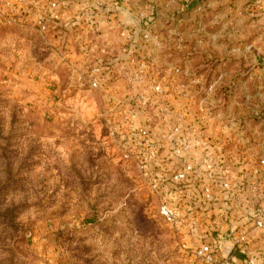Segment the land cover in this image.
I'll list each match as a JSON object with an SVG mask.
<instances>
[{
	"label": "rangeland",
	"instance_id": "obj_1",
	"mask_svg": "<svg viewBox=\"0 0 264 264\" xmlns=\"http://www.w3.org/2000/svg\"><path fill=\"white\" fill-rule=\"evenodd\" d=\"M47 1L0 0V264H202L193 252L197 240L165 224L158 213V191L133 157H122L121 144L103 123L107 96L123 94L130 84L110 75L108 94L79 89L87 75L100 78L116 64L144 84L140 77L145 69L127 57L112 60L127 50L119 30L107 29L116 11L111 22L90 24L87 31L82 21L91 7H82L75 18L79 24L52 32L60 19L40 32L30 21L43 15ZM59 1L67 2V8L74 4ZM101 3L96 18L106 11L107 3L104 9ZM186 8L185 15H178L180 33L190 34L191 44L162 54L170 52L167 60L177 51L191 55L190 73L163 83L188 81V75L203 69L211 61L212 38L214 50L237 55L240 71L246 61L256 71L264 69V0H208L205 10ZM169 17L181 22L175 14H163L162 24ZM150 21L143 25L153 39L160 30ZM103 29L112 31L110 43ZM154 62L153 74L160 78L162 61ZM114 104L115 111L130 107L117 100ZM155 106L135 109L143 116L136 120L152 123L153 142L165 151L171 149L170 121L153 124ZM258 230L251 237L258 249L245 256V264H264V228ZM227 264L244 263L230 259Z\"/></svg>",
	"mask_w": 264,
	"mask_h": 264
},
{
	"label": "built area",
	"instance_id": "obj_2",
	"mask_svg": "<svg viewBox=\"0 0 264 264\" xmlns=\"http://www.w3.org/2000/svg\"><path fill=\"white\" fill-rule=\"evenodd\" d=\"M117 3L118 0H109L105 5V21L113 20ZM66 9L67 2L48 0L43 15L33 18L30 25L45 32L52 22L63 19ZM96 11V7H91L87 12L88 25L98 23ZM120 34L127 39L129 49L136 48L131 40L135 34L132 29L123 27ZM152 37L148 30L140 33L142 44ZM128 48L124 50L129 54L127 61L145 69L139 70L144 85L127 98L130 107L120 112V118L114 119L106 106L101 116L108 135L116 136L122 157L127 161L133 157L143 176H147L158 191V213L165 224L197 240L193 252L198 260L202 264H227L230 258L217 242V233L223 225L228 226L231 251H246L251 229L264 228V141L256 137L250 125L264 120V95L260 93L259 101L250 107L249 94L244 88L220 84L223 75L207 79L193 72L188 75V81L197 88L194 96L189 97L184 90L187 83L177 79L163 83L165 77H150L147 75L151 66L148 58L145 55L133 57ZM171 71L170 76L184 72L178 62L172 63ZM118 73L128 84L135 82L131 70L120 67ZM84 80L83 84L89 88H99L103 76L89 74ZM173 92L181 98H189L180 103L177 112L167 101ZM154 104L159 107L153 111L150 121L157 126L165 125L167 114L175 112L170 117L174 122L170 121L168 126L171 149L165 151L153 142L152 123L146 125L143 121L130 126L135 109L153 108ZM190 108H196L194 113ZM253 147L258 152L252 166L250 151ZM252 172L256 175L254 182L250 180ZM248 188L256 192L253 208L244 204ZM245 213H250V220L240 222L239 216Z\"/></svg>",
	"mask_w": 264,
	"mask_h": 264
},
{
	"label": "crops",
	"instance_id": "obj_3",
	"mask_svg": "<svg viewBox=\"0 0 264 264\" xmlns=\"http://www.w3.org/2000/svg\"><path fill=\"white\" fill-rule=\"evenodd\" d=\"M69 1L71 3H74V4L73 5L70 4L69 7L67 8V10L65 12V16L62 19V21H63L62 24H60V26H58V27L52 26L53 27L52 32L57 33L60 30L64 31L65 29L66 30L70 29V26H74V25L79 24V21L75 20V18L78 16V14L82 13V7H86V6L92 7L95 5L96 8H99L97 6L101 2H102L101 5L103 7V2L108 3L109 0H69ZM207 1L208 0H118V4L116 5V19H115V21H113L111 23L112 26H108L109 28H107V29H112L110 27H113L117 31L119 30L118 31V39L120 40V42H122V44H125V45H126L127 39L124 38L123 36H121V34H120L121 29L123 27H127L129 29H132L133 34L134 33L135 34L131 40L135 43L136 48H130L129 49L127 45H126V48H128L130 50V52H132L133 57L134 56L138 57V55H144V53H146L145 57L148 58L147 60H148V62H150V65H151L150 70L148 69V74L150 77L156 78L153 74V71H152L154 69V64H153V63H155L154 61H156V60H158L160 62L162 61L161 65H163L164 74L161 77H165L167 79L168 77H170V73H172V71H171L172 70V63L178 62L180 65V68L184 71V73H186L188 71L187 69H189L188 65L191 64V59H190L191 55L187 56L188 53H181V52L177 51V52H175V54L173 56H171L169 58V60H167L165 58L169 57L168 55L170 54V52L168 55L162 54V52H164V50L171 51L172 49H174V50L178 49L180 51H184L185 49H188V46L191 43L188 41L187 36H189L190 34L188 35V33L184 32V35L183 36L181 35L180 32H181V28H183V26H182L183 23H182V20L180 18H181V16L186 14V11H187L186 7H188V6H191V7L195 6L197 8L200 7V9L205 10ZM142 6L144 8H142ZM216 6H217V4H216ZM103 9H104V7H103ZM215 9H217V8H215ZM150 12H151V15L148 16V14ZM181 12H184V13L182 14ZM163 14H168V15L171 14L172 16H173V14H175L176 17L181 20V22L179 20L174 21L173 18L169 17V23L167 25L162 24V15ZM178 15H181V16H178ZM84 17L85 18L82 21V26H84V28L87 31H90L92 27H90L87 24V19H86L87 14H85ZM144 17H146V18H144ZM98 18H99L98 27L102 26L103 23H108L103 19L104 18L103 15H99ZM150 20H152V21H150ZM143 21L144 22L150 21L152 27H155L156 30H160L159 31L160 34H158V36L155 35V37L153 39L149 40L148 42H146L144 44H142V40H141L140 34H139V33H141L142 29H144V25H143L144 22ZM102 34L104 35V37H105L104 39L108 43L113 41L112 39H115L112 36L111 30L106 31L103 29ZM185 35H186V37H185ZM211 40H212V44H211L212 48H208V49L213 52L212 56L210 57L211 61L214 62L213 65L208 67V63H206L205 67L203 69H201V70L197 69L194 72L197 74H202L207 79H214V78H216V76L218 74L223 75L220 84H222V82H223L224 84L233 86L236 89L237 88L238 89L244 88L245 91H247V93L249 94L250 107L255 106V104L259 101L257 98L258 95L260 93H262L264 95V69H259L256 71L252 67L253 65L251 63H247L248 61H246L245 68L243 69V71H240L242 68H241V65L239 66L236 63L237 55L231 54V53L217 52V50H214L215 38H212ZM180 42H183V44H180ZM208 43H209V41L204 40L205 46ZM201 47L203 48V43H202ZM78 55H79V53H78ZM128 56H129V54L126 53L125 51H123V53H120L119 56H117L116 58H112V60L117 61L119 59V57H128ZM210 58H208V59H210ZM250 61H251V59H250ZM247 64H248V66H247ZM201 67H203V66H201ZM94 69H95V67H94ZM118 69H120V66L119 65L117 66V64H116V66H113L112 69H109L106 73H104L105 70H102V72L104 71L103 72L104 74H102L103 82H102L101 86L98 88L101 92L108 94L109 91H111L112 86L109 84V81H108L110 75L116 76L118 82H121V83L126 82L125 79L120 77V75L118 73ZM202 70H204V71L200 72ZM109 72H110V74H108ZM168 80H170V79H168ZM184 82L187 83L185 85V88H184L187 96H189V95H190L189 97L194 96L197 86L194 84H191L189 81H184ZM137 84H138V82H134L133 84H130L129 86L123 87V89L121 88L122 90H124L123 94L122 93H120V94L113 93L114 97L113 96H107L105 106L107 105L110 113H111V111H113V114L118 115L117 118H120L119 114L121 115L120 112H122L124 108L121 105V106H118V108L115 111L113 108V105H115L114 103L116 100L118 102L122 101V103H125L127 101V98L131 97L132 94L136 90H142L143 86H141L140 84H138L139 86H137ZM79 89H84V87L79 88ZM87 89H91V90L95 89L96 90L97 88H88L87 87ZM120 97L122 98V100H120ZM186 99H189V98H181L178 94L173 92V93L169 94L167 101L170 104V107H173L176 110L175 112H177V110L181 107L180 103H183L184 101H186ZM154 105H157V106H155V108H156L155 110H157L159 105L158 104H154ZM154 105H152V107ZM135 108H137V107H135ZM137 110H141V108H137ZM134 112H135V110H134ZM175 112H171L170 115L167 114L168 121L172 122V120L174 118L172 117L173 118L172 119L170 117L173 116V114ZM138 117L141 118L143 116H141V115L138 116L137 114H134L133 120L130 123V126L135 127L136 125H140V123H139L140 121L136 120V119H138ZM146 118H147V116H146ZM250 125H251L253 132L256 134V137L260 138L261 142H263L264 141V120L261 121L260 123L254 122L253 124H250ZM257 126L260 127L259 130H257L258 129V128H256ZM260 150H263V147H260ZM257 152L258 151L255 149V147L251 148V151H250L251 161H250V163H252V166L255 165L254 164V161H255L254 156H256L255 153H257ZM247 166H248V164H247ZM250 180H251V182H254L256 180V175L253 172H252V175L250 176ZM244 195L246 198L244 201V204H249V206L251 208H253V201L255 199L256 192L253 189L248 188L245 191ZM249 216H250V213H245L244 215H240L239 221L240 222L245 221V220L249 221L250 220ZM239 221H237V222H239ZM258 229L259 228H252L251 231L249 232V235H248L249 240L247 243V250L245 251L247 256L250 253L256 252L258 249V247L255 246L256 244L252 243L253 240L251 239V237H254V236L256 237L257 235H259L260 232ZM217 242H218L220 247H224L225 244H229L227 224L223 225L221 227V230L217 233ZM248 247H249V251H248ZM235 262H237V261H235Z\"/></svg>",
	"mask_w": 264,
	"mask_h": 264
},
{
	"label": "trees",
	"instance_id": "obj_4",
	"mask_svg": "<svg viewBox=\"0 0 264 264\" xmlns=\"http://www.w3.org/2000/svg\"><path fill=\"white\" fill-rule=\"evenodd\" d=\"M208 67L212 66L213 65V61H208ZM207 67V68H208ZM204 70L200 71V72H203ZM84 88H87L88 85L87 84H84L83 85ZM246 252L245 251H240V250H235L233 249L229 255V258L232 260V261H242L243 263H246Z\"/></svg>",
	"mask_w": 264,
	"mask_h": 264
},
{
	"label": "water",
	"instance_id": "obj_5",
	"mask_svg": "<svg viewBox=\"0 0 264 264\" xmlns=\"http://www.w3.org/2000/svg\"><path fill=\"white\" fill-rule=\"evenodd\" d=\"M232 247H233L232 244H226V245L224 246L223 251H224L225 256H229Z\"/></svg>",
	"mask_w": 264,
	"mask_h": 264
}]
</instances>
